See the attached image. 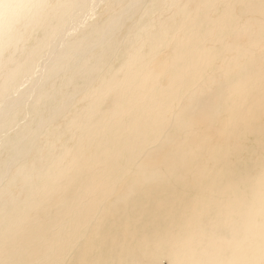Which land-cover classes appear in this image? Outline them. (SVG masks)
Returning a JSON list of instances; mask_svg holds the SVG:
<instances>
[{
    "label": "bare ground",
    "instance_id": "1",
    "mask_svg": "<svg viewBox=\"0 0 264 264\" xmlns=\"http://www.w3.org/2000/svg\"><path fill=\"white\" fill-rule=\"evenodd\" d=\"M0 264H264V0H0Z\"/></svg>",
    "mask_w": 264,
    "mask_h": 264
}]
</instances>
